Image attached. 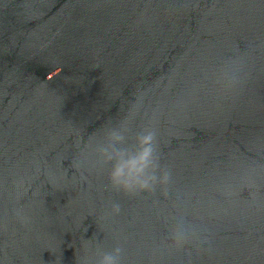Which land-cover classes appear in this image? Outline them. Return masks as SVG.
<instances>
[{
  "label": "water",
  "instance_id": "water-1",
  "mask_svg": "<svg viewBox=\"0 0 264 264\" xmlns=\"http://www.w3.org/2000/svg\"><path fill=\"white\" fill-rule=\"evenodd\" d=\"M114 124L155 128L167 199L107 186L88 146ZM181 215L198 238L177 249ZM117 244L122 264H264V0H0V264Z\"/></svg>",
  "mask_w": 264,
  "mask_h": 264
},
{
  "label": "clouds",
  "instance_id": "clouds-1",
  "mask_svg": "<svg viewBox=\"0 0 264 264\" xmlns=\"http://www.w3.org/2000/svg\"><path fill=\"white\" fill-rule=\"evenodd\" d=\"M215 75L218 84L234 87L241 81L242 66L238 65L233 56ZM130 137H133V134L128 126L114 124L108 127L88 146L94 166L107 169V186L112 191L139 196L154 195L159 189L160 194L167 199L172 173L161 165L157 131L153 127L142 128L134 135L132 144L128 143ZM225 195H232L227 186ZM120 212V203L113 202L109 215H119ZM172 219L176 222L172 223L168 236L170 247L183 249L198 238L196 226L188 222L183 215ZM124 251L123 246L119 244L106 251L98 248L93 256L84 257L83 264H122Z\"/></svg>",
  "mask_w": 264,
  "mask_h": 264
}]
</instances>
